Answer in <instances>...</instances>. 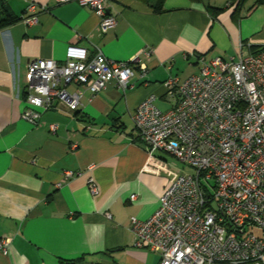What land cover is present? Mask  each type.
<instances>
[{
	"label": "crops",
	"instance_id": "1",
	"mask_svg": "<svg viewBox=\"0 0 264 264\" xmlns=\"http://www.w3.org/2000/svg\"><path fill=\"white\" fill-rule=\"evenodd\" d=\"M36 3L47 8L26 24L27 1L0 0V15L17 19L0 29V237L11 238L0 264H158V252L135 246L130 218H149L181 168L170 154L148 152L133 112L152 93L170 109L165 81L264 45V0H105L116 24L104 33L76 0ZM208 7L221 10L213 16ZM70 44L114 61L138 54L148 72L125 90L113 81L96 93L78 87L76 110L59 102L31 124L21 116L28 63L62 61Z\"/></svg>",
	"mask_w": 264,
	"mask_h": 264
},
{
	"label": "built area",
	"instance_id": "2",
	"mask_svg": "<svg viewBox=\"0 0 264 264\" xmlns=\"http://www.w3.org/2000/svg\"><path fill=\"white\" fill-rule=\"evenodd\" d=\"M25 1L22 21L34 24L37 9L47 6ZM76 1L100 17V33L116 24L105 0ZM147 72L138 54L114 61L100 50L90 55L86 47L70 44L62 61H29L28 106L21 116L36 124L42 111L59 102L74 111L80 103L78 87L96 93L113 81L125 90L135 74ZM164 86L174 101L171 108L162 111L157 95L149 94L135 108L133 123L150 154H170L191 171L181 170L171 179L149 218H130L135 246L158 252V264H264V237L254 233L264 231V45L228 60L214 57L182 82L170 78ZM88 186L98 193L95 181ZM10 242L0 237L2 254L7 255Z\"/></svg>",
	"mask_w": 264,
	"mask_h": 264
},
{
	"label": "trees",
	"instance_id": "3",
	"mask_svg": "<svg viewBox=\"0 0 264 264\" xmlns=\"http://www.w3.org/2000/svg\"><path fill=\"white\" fill-rule=\"evenodd\" d=\"M261 0H258V2H260ZM162 3V0H158V5H160ZM209 12L215 16L220 10L221 8H215V7H208ZM16 19V17L12 16V15H7V13L4 15H0V29L7 26L8 24L14 22ZM71 264H83L77 260H75L74 262L72 261ZM96 264H100V263H96Z\"/></svg>",
	"mask_w": 264,
	"mask_h": 264
},
{
	"label": "rangeland",
	"instance_id": "4",
	"mask_svg": "<svg viewBox=\"0 0 264 264\" xmlns=\"http://www.w3.org/2000/svg\"><path fill=\"white\" fill-rule=\"evenodd\" d=\"M157 105L162 108V110H165L166 108H168L170 106L169 102H165L163 100H159L157 102ZM173 160H175V162L180 166L181 170L182 171H185V172H190L191 171V168L183 163H181L179 160L175 159L172 157ZM254 233L255 234H258V230L257 229H254Z\"/></svg>",
	"mask_w": 264,
	"mask_h": 264
},
{
	"label": "water",
	"instance_id": "5",
	"mask_svg": "<svg viewBox=\"0 0 264 264\" xmlns=\"http://www.w3.org/2000/svg\"><path fill=\"white\" fill-rule=\"evenodd\" d=\"M67 264H71V263H67Z\"/></svg>",
	"mask_w": 264,
	"mask_h": 264
}]
</instances>
